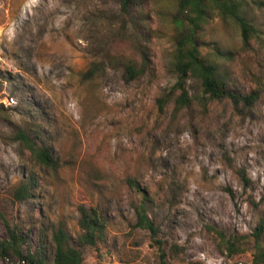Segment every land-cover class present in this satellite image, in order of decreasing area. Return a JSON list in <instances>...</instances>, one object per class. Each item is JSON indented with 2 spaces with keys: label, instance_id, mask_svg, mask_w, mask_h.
Wrapping results in <instances>:
<instances>
[{
  "label": "rangeland",
  "instance_id": "1",
  "mask_svg": "<svg viewBox=\"0 0 264 264\" xmlns=\"http://www.w3.org/2000/svg\"><path fill=\"white\" fill-rule=\"evenodd\" d=\"M246 10L257 31L249 45L215 16L201 48L212 59L216 47L230 53L216 59L222 73L259 94L241 116L195 78L191 106L176 109L179 92L158 103L178 81L176 0H139L136 17L118 0H0V238L10 226L33 246L46 231L52 244L63 227L84 264H254L264 225V0ZM129 64L145 70L131 82ZM20 132L49 145L60 167L37 163ZM32 176L34 198L18 200ZM130 180L151 199L156 235L135 227L141 197ZM81 206L108 222L97 246L79 243ZM215 229L248 240L247 251L230 257Z\"/></svg>",
  "mask_w": 264,
  "mask_h": 264
},
{
  "label": "trees",
  "instance_id": "2",
  "mask_svg": "<svg viewBox=\"0 0 264 264\" xmlns=\"http://www.w3.org/2000/svg\"><path fill=\"white\" fill-rule=\"evenodd\" d=\"M248 0H176L177 15L176 26L179 29V36L173 59V71L177 76V83L174 89L158 100L163 108L169 104L176 92H179L175 99L177 110L189 107L192 99L187 89L188 81L192 78L198 79L204 88V94L211 102H230L239 115H245L259 100L256 91L245 93L237 87H233L228 78L222 73L216 59H224L230 56L219 47L214 51V58L203 54L201 48L205 44L203 34L205 26L215 17L219 16L224 21H231L236 24L242 33L245 45L256 35V29L247 17L246 3ZM120 10L125 16L136 17L139 9V0H118ZM139 19V18H138ZM144 68L134 64L126 66L124 74L129 82L140 78L144 74ZM18 138L22 140L37 163L41 166L58 169L59 158L53 149L46 143H36L25 132H20ZM241 178L245 185L250 184V179L242 174ZM132 188H137L141 202L134 206L137 223L136 228L150 230L154 235L157 233L155 222L149 216V203L151 199L146 191L141 190L137 181L130 180ZM37 187L36 178L32 176L29 183L22 184L15 192L18 200L34 198ZM81 219L80 227L83 233L79 236L81 246H97L99 241L104 239L107 229V220L96 208H79ZM9 236L0 238V258L8 260H19L26 264H84V256L81 250L70 243V238L63 227L53 232L52 244L46 239V231H42L41 237L35 246L29 236L7 226ZM223 240V249L230 257L247 251L248 240L240 243V239L233 237L224 238L223 234L214 230ZM264 225H261L255 233L254 264H264V248L262 237ZM247 239V238H245ZM240 243V245H238ZM50 245V246H49Z\"/></svg>",
  "mask_w": 264,
  "mask_h": 264
}]
</instances>
